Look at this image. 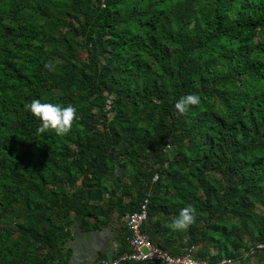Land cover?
I'll return each instance as SVG.
<instances>
[{"label": "trees", "instance_id": "obj_1", "mask_svg": "<svg viewBox=\"0 0 264 264\" xmlns=\"http://www.w3.org/2000/svg\"><path fill=\"white\" fill-rule=\"evenodd\" d=\"M36 98L72 129L38 133ZM148 189L156 246L264 264V0H0V264H67L75 227Z\"/></svg>", "mask_w": 264, "mask_h": 264}, {"label": "built area", "instance_id": "obj_2", "mask_svg": "<svg viewBox=\"0 0 264 264\" xmlns=\"http://www.w3.org/2000/svg\"><path fill=\"white\" fill-rule=\"evenodd\" d=\"M169 146V145H167ZM156 176L152 180H156ZM151 189H148L146 196L140 201L136 210L124 216L125 227L129 235L128 250L115 252L109 259H102L96 262L81 264H123L125 262H137L142 264H209L206 260H199L194 255V246L186 247L184 253L172 255L167 250L162 249L151 241L141 227L148 217V202ZM256 249L264 250V243H257ZM221 260L215 264L225 263Z\"/></svg>", "mask_w": 264, "mask_h": 264}, {"label": "clouds", "instance_id": "obj_3", "mask_svg": "<svg viewBox=\"0 0 264 264\" xmlns=\"http://www.w3.org/2000/svg\"><path fill=\"white\" fill-rule=\"evenodd\" d=\"M200 103V95L190 92L181 96L175 102L174 107L180 114H185L190 106ZM25 109L40 119L41 124L36 129L40 134L54 130L57 135L64 136L72 129L74 120L78 119L77 108L70 103L64 106L60 103L36 98L26 103ZM196 216L197 209L192 204H188L180 210L179 215L172 222V228L179 231L186 230L195 223Z\"/></svg>", "mask_w": 264, "mask_h": 264}, {"label": "crops", "instance_id": "obj_4", "mask_svg": "<svg viewBox=\"0 0 264 264\" xmlns=\"http://www.w3.org/2000/svg\"><path fill=\"white\" fill-rule=\"evenodd\" d=\"M126 233L125 221L118 218V211L109 214V219L99 227H75L67 243L70 249L67 264H81L109 259L119 253L121 238ZM126 251V250H124Z\"/></svg>", "mask_w": 264, "mask_h": 264}, {"label": "rangeland", "instance_id": "obj_5", "mask_svg": "<svg viewBox=\"0 0 264 264\" xmlns=\"http://www.w3.org/2000/svg\"><path fill=\"white\" fill-rule=\"evenodd\" d=\"M171 151V150H170ZM170 151H168V152H170ZM151 167V165L149 166V168ZM195 247V246H194ZM197 246L195 247V249H194V255L196 254V252H197ZM197 259H199V258H197ZM199 260H201V259H199ZM203 260V259H202ZM204 261V260H203Z\"/></svg>", "mask_w": 264, "mask_h": 264}]
</instances>
